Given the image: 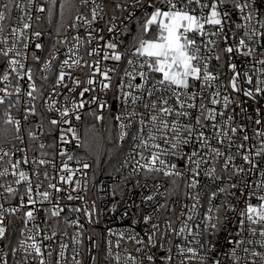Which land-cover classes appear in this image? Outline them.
Wrapping results in <instances>:
<instances>
[{"label":"snow or ice","instance_id":"1","mask_svg":"<svg viewBox=\"0 0 264 264\" xmlns=\"http://www.w3.org/2000/svg\"><path fill=\"white\" fill-rule=\"evenodd\" d=\"M106 7L102 0H0V264H84L83 225L79 218L63 215L67 206L60 205L59 193L67 191L68 201H85L79 193L87 190L85 170L91 165L68 146L74 141L76 148L90 147L73 123L82 121L86 105L96 106L87 115L98 123L108 113L112 123L105 131L109 141L115 132L116 148L129 138L133 142L132 151L115 169L129 171L108 192L115 201L112 210L116 204L125 205L123 217L131 224L125 231L108 230L104 264H264V168L259 166L264 158V0H115L107 19ZM45 21L54 30L47 33L53 41L48 58L37 54L45 50ZM99 23L104 27L97 28ZM69 30L76 34L69 36ZM61 47L67 49L62 61ZM85 54L97 59L89 62ZM225 56L232 73L227 84L220 80V70H212V61L220 63ZM237 60L243 63L238 66ZM57 62L55 85L49 91L45 84ZM85 68L87 80L72 76V71ZM116 78L119 83L109 101L107 93ZM81 84L87 86L79 100L64 95L60 103L61 88L74 93ZM97 84L104 97L84 99L85 93L97 91ZM229 89L257 104L255 119ZM233 104L255 125L252 135L248 124L236 122ZM38 105L58 118L48 119ZM89 133L96 138L99 162L102 138H97L95 125L86 128L85 137ZM47 136L53 137L51 143ZM57 144L63 145L58 153ZM107 153L111 157L113 149ZM237 157L247 167L235 164ZM70 161L78 167H70ZM49 166L55 175L49 174ZM218 166L227 178L218 174ZM78 175L85 180L74 179ZM133 179V192L142 193L138 202L128 191ZM45 182L47 189L41 191ZM181 187L183 198L191 203L182 204L176 216L172 198L180 195ZM237 191L245 197L242 209L232 202L239 200ZM13 200L18 203L12 205ZM39 211L45 218L37 223ZM83 211L93 223L95 203ZM21 213L23 227L13 246L9 226ZM228 213L234 215L235 226L220 243ZM71 227L77 231L71 236L69 258L64 238ZM57 243L58 251L53 247ZM128 244L132 248L122 247ZM92 249H100L95 240L89 254ZM91 262L100 264V255H91Z\"/></svg>","mask_w":264,"mask_h":264},{"label":"built area","instance_id":"2","mask_svg":"<svg viewBox=\"0 0 264 264\" xmlns=\"http://www.w3.org/2000/svg\"><path fill=\"white\" fill-rule=\"evenodd\" d=\"M115 1V0H113ZM103 3H105L107 5V7L105 8V12L107 13L106 19L108 17H110L112 15V11L115 7V2H111L110 0H102ZM131 10V9H129ZM126 14V13H125ZM15 15H20V13H15ZM117 15H119V13H117ZM97 28H101L104 27L103 23H99L96 25ZM76 33L72 32L71 30H69L68 35L72 36L75 35ZM79 35L81 37L85 36L84 30L81 29L79 32ZM105 40H107L109 38V33H107V31L105 30V32L103 33ZM42 43H44L45 45V50L43 52L37 53L38 55H41L44 58H48V56L50 55V50H51V45H47L45 39L43 38ZM99 44H103L104 41H99ZM96 46V42L93 43L92 47ZM223 46V45H222ZM34 47V45H33ZM66 48H59V60H63L65 58L64 53L66 52ZM82 54H84L82 52ZM101 57L103 56V51H101ZM85 59H89V62H91L92 59H97V57H92V58H88L85 54ZM227 57H224V60L221 61L220 63H217L215 60L212 61V70L213 72H216L217 70L221 71V75H220V80L227 84V82L231 79V75L232 73L229 71V69L227 68ZM105 62L101 61V66H103ZM110 66L113 64L112 61H108L107 62ZM236 63L239 65H241L243 63L242 60H237ZM221 64L224 65V67L221 69ZM3 65L0 64V68H2ZM38 67V66H37ZM59 70V63H55L54 64V72L53 74H51L49 76V80L48 82L45 84L46 89H48L50 91L51 87L55 85V73L58 72ZM241 71L243 70V68L240 69ZM37 75H40V73H37ZM72 76L73 77H79L81 80H87L88 78V69L85 68L83 70H75L72 71ZM97 79H100L99 77H97ZM38 83H43L42 81H38ZM68 86L72 87V81L68 80L67 81ZM119 83L118 78L113 80V89L112 91H109L107 93V99L109 101H111L113 99V95L115 93V85ZM2 86V85H0ZM87 86L86 84H81L77 89L76 92L74 93H68L67 88H61L60 91L63 93L62 95H60L59 97H57V99L60 101L61 104L64 103V95H68L70 98H75L76 100H79V92L83 89V87ZM26 87V85H25ZM197 87H199V85L197 84ZM97 91L95 92H90V93H85V97L84 99H89L92 95H100L101 97H104V93L99 92V85H96ZM229 93H231V90H228ZM233 99H237L239 101L245 102L244 103V107L247 108V113L249 115L253 116V119H255L256 117V113H255V108L257 107V104L252 101V100H248V98L244 97L242 93H231ZM46 96H47V92H46ZM260 105L264 106V99L260 100ZM209 106L211 107L212 105L209 104ZM39 111L45 115L48 119L51 118H58L56 117L55 113H47L44 111L43 107L39 106ZM96 106L95 105H86V107L84 109H82V114H83V119L80 122H77L75 120H73V123L76 125L77 128V133L78 135H80L81 137H83V127H84V123L85 120L88 118L89 115H87V113L91 110H93ZM218 107V106H217ZM232 109H235V112L237 113L236 116V122L238 123H242V124H248V134L252 135V128L255 127L254 124L249 123L246 119H244L241 115H239L240 109L239 107H237L235 104H233L230 107V111ZM22 115V110L20 114H17V118H20ZM105 117H108V113H105ZM260 118L262 119V121H264V107H262L261 110V114H260ZM33 120H37L38 117H33ZM242 134H238L237 136V143L240 142V136ZM45 139L47 140V142L51 143L53 140L52 136H47L45 137ZM213 143H215L213 141ZM251 143H255V141H252ZM119 145L124 146L125 150L122 154V156L119 159V162L116 165V168H119L121 163L123 162V160L125 159V157L128 156V154L132 151V147H133V142L132 140L129 138L127 139L126 142H120ZM63 147V145H59L57 144L55 151L58 153L59 148ZM68 149L70 151V153H74L75 155H79V152L81 150V148H76L75 147V142L73 141V143L71 145L68 146ZM233 153H235V148L232 149ZM63 159L66 160V157H64ZM85 162L89 163L87 160H84ZM55 163L57 166V170L60 168L61 166V157L57 154L55 157ZM69 166L72 168H77L78 165L75 163V161H70L68 162ZM222 163V161H221ZM235 164L237 165H243L244 167H247V165H244L243 161L237 157L236 160L234 161ZM90 164V163H89ZM91 165V164H90ZM259 166L261 168H264V158H261L259 160ZM27 167V166H25ZM115 168V169H116ZM49 174L50 175H55V173L52 171L51 166H49ZM87 172V190L85 192H80V195H83L85 197V201L82 200H72V201H68L67 200V191L61 192L59 193V196L62 197V199H60L59 203L61 206H67V207H78L81 208L82 211L81 212H73L71 214L68 213L67 211V207L65 208V212L63 213V215H67L69 216L70 219H76L79 218V222L81 225H83V246H82V259L84 260V264H92L91 262V255H96L99 254L100 255V264H104L103 262V252L105 250L106 247V243L109 239L108 236V230L112 229L113 231L119 232V231H125L129 228L131 222L127 217H123V212H124V207L125 205L123 204H116L115 205V210L113 211V204L115 203V201L113 200V198L108 195L109 190L111 189V187L113 186L114 183H116L117 181H119L124 175H126L129 171L128 168L122 169L121 172H111V173H106V174H102L100 176H94L92 173V167L88 170H85ZM218 174L224 175L225 178H227V173H222L219 170V166H218ZM139 178V177H138ZM9 179H11L9 177ZM74 179H80L82 182L85 180V176L83 175H78L76 177H74ZM54 183L58 182V177L57 180L53 181ZM141 182H143L141 180ZM161 183H164L165 186H167V181L164 179L160 180ZM233 182H236V180H233ZM135 183V179H133L130 183H129V187H128V191L131 192L135 198V200L138 202L140 195H142V193H139V190H136V192H133L132 188H131V184ZM219 183V182H218ZM62 187H64L65 189H68L69 186L68 185H62ZM47 189V182L44 183L43 187L41 188V191ZM22 190V189H21ZM51 191V190H50ZM139 193V194H138ZM183 188L181 187V191H180V195L177 197H173V201H175V208H176V212L175 215L178 216L180 211H181V205L184 203H191V201H186L183 198ZM73 195H76V193H72ZM236 196L239 198V200L237 199H233V203L237 204L238 208L242 209L244 207V199L245 197H241L239 191L236 192ZM118 199V198H117ZM223 199V197H221L220 199H217L215 201V203L219 204L220 200ZM2 202V201H0ZM251 202L253 204H257L258 201L255 200V198H253L251 200ZM12 205H15L18 203V200H13ZM93 203H95L96 206V213L92 216V220L93 223H89V218L84 214L83 209H91ZM10 206L9 204H5V207ZM37 208H48L50 207V205L44 204V205H36ZM205 208H206V197H205ZM27 210V209H25ZM228 216L230 217V219L225 223V225H223V228L225 230L221 231L219 233V242L220 243H224L225 242V237L228 235V230H231L234 228V220L235 217L232 213H228ZM19 218H12L13 223L9 226V233H10V241L12 243V245L14 246L16 241L19 239V233H20V229L23 227V220H22V213L18 214ZM123 217V218H122ZM45 218V214L43 211H39L37 213V223H39L40 221H42ZM31 225H29L30 227ZM139 227H137V231H139ZM68 231V237L64 238V241L66 243L69 244V252H68V256L70 258L71 256V249L73 247L72 245V241H71V236L75 234V232L77 231V229L75 227H71L67 229ZM89 236L92 237V240H95L96 242L99 243L100 245V249H92L91 254H89V252L87 251L92 244V240H89ZM111 239L113 241H115V237H111ZM58 242H59V238H58ZM181 241L179 240H175L174 243H180ZM3 243H9V241H4ZM45 243H51L50 241L45 242ZM53 247H55L58 249V243L53 245ZM122 247H129L132 248V245L128 244V245H122ZM5 251H7V249H5Z\"/></svg>","mask_w":264,"mask_h":264},{"label":"trees","instance_id":"3","mask_svg":"<svg viewBox=\"0 0 264 264\" xmlns=\"http://www.w3.org/2000/svg\"><path fill=\"white\" fill-rule=\"evenodd\" d=\"M110 1L115 2L113 0H110ZM42 27L45 31L44 39L46 41V44L49 46L53 43V41L49 39L47 33L52 32L54 30L49 28L46 21L44 22ZM111 123L112 122L109 121L107 118L105 119L103 123H98L91 116H88V118L85 120V123H84L82 138L87 139L90 147L87 149L81 148L78 156L83 157L84 160H87L91 164L92 173L94 176H100L102 174L114 172L116 165L119 162V159L125 150V147L121 145H119V148L115 147V145L117 144V141L115 139L114 131L112 134L113 139L111 141L108 140V132L105 131V129L108 128ZM93 125H95L96 131L98 133L97 138H102L101 142L104 147V151L100 155L99 162H97L96 153L94 151L96 138H94L91 133H89L87 137H85L86 128H91ZM107 149H113V155L111 157L108 155Z\"/></svg>","mask_w":264,"mask_h":264}]
</instances>
